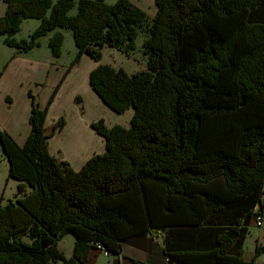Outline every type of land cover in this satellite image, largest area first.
<instances>
[{
  "label": "trees",
  "instance_id": "16d2710c",
  "mask_svg": "<svg viewBox=\"0 0 264 264\" xmlns=\"http://www.w3.org/2000/svg\"><path fill=\"white\" fill-rule=\"evenodd\" d=\"M3 2L0 39L15 53L49 36L58 59L72 31V66L83 56L99 63L108 48L130 57L144 32L147 67L91 72L107 107L134 113L128 127L92 124L105 152L78 171L49 150L67 124L45 126L62 82L45 108L29 94L24 146L0 129L9 178L20 183L16 201L0 205V264H86L90 250L118 256L123 242L155 231L166 235L168 264H257L244 255L264 209V0H154L153 19L132 0ZM25 20L40 24L19 41ZM64 235L75 239L70 260L58 248Z\"/></svg>",
  "mask_w": 264,
  "mask_h": 264
},
{
  "label": "crops",
  "instance_id": "0c3cea01",
  "mask_svg": "<svg viewBox=\"0 0 264 264\" xmlns=\"http://www.w3.org/2000/svg\"><path fill=\"white\" fill-rule=\"evenodd\" d=\"M5 14L6 5L3 0H0V18L5 16ZM38 26L39 24L35 26V29L38 28ZM49 38V36L44 38L39 47L34 48L28 53H15L14 50L4 44V40L2 43L0 42V129L7 132L19 146H24L26 144L31 132L29 119L31 110H33V104L29 94L32 93V96L37 98L40 107L45 108L50 99V95H53L52 93H54V89L58 83L57 81L59 78L65 76L66 73L65 67H59L57 57H54L49 49ZM45 40L46 48H44L43 45ZM98 65H96L94 69ZM92 93L94 95L95 103H98L101 108L105 110L106 105L93 90ZM61 95V92L56 95L50 110H48L47 124L45 125L46 130L50 132L52 126H54L60 119L66 118L65 120L67 124L64 126V129L53 136L49 141V150L56 159L58 154H60L61 149L70 151H76L77 149L78 151L76 144L78 142L77 138L80 134L79 129L83 127L86 128L87 125L92 129V124L100 119L97 115H95V117L92 115L87 119L86 112L84 115L81 114L80 105L76 104L74 115L67 114L66 110L55 112L57 106L61 102ZM77 97L83 101L81 95H77L73 96L74 102ZM129 111L132 110L130 109ZM133 113L134 110L129 114L127 122L119 126L128 127L133 117ZM107 124L109 127L118 125L116 122ZM97 137V144H100L102 148L100 153H104L105 140L102 137ZM56 142L57 144L58 142L61 143L59 151L54 148ZM73 146H75V148ZM53 149L55 152H53ZM80 149H82V147ZM4 155L0 142V161L1 157L3 158ZM92 157L87 158L82 163L79 162L78 168H75L74 170H80ZM4 160L7 161L5 157ZM8 168H10L9 165ZM9 181L11 184L10 199L4 201L2 198L0 200V205L2 206H6L9 202L16 201L17 199L18 186L20 183L17 180L9 178L8 170V179L6 180V183H9ZM26 192H30V189L28 188ZM165 237L166 235L159 231L136 236L123 242L120 255L113 257H106L102 253L96 251V249L90 250L88 262L86 264H168L169 258L164 246ZM258 245L259 243L257 240L252 253H247L245 240L244 259L246 261L255 260L257 264H260L258 263L259 256H256V248ZM58 248L67 260L72 259L74 256L75 239L72 236L64 235L58 242ZM58 264L65 263L60 262Z\"/></svg>",
  "mask_w": 264,
  "mask_h": 264
},
{
  "label": "rangeland",
  "instance_id": "374dc122",
  "mask_svg": "<svg viewBox=\"0 0 264 264\" xmlns=\"http://www.w3.org/2000/svg\"><path fill=\"white\" fill-rule=\"evenodd\" d=\"M117 1L118 0H106V3L108 5H112L115 4ZM132 2L135 3V6L144 10L150 16L151 19L155 17L156 5L154 0H132ZM72 14L75 15L76 10H73ZM37 24H40V22L37 20H30V21L25 20L21 32H19L16 37L17 40L19 41L22 39L29 40L32 33H34V31L37 29V28L35 29V26ZM64 33H65L64 34L65 44H64V49L62 50V56L58 58V65L59 67H65L66 72L69 68L71 69L68 75L65 73V76L59 78V80L57 81L58 83L56 87L59 85L60 82H62V85L59 89V92H61L62 95H61V102L57 106V110L55 112L66 110L67 114L74 115L75 104L76 105H80V104H78L79 102L77 101L74 102L73 96L81 95L83 99L82 103L85 109L83 115L86 112L87 119L90 118L92 115L93 117L97 115V117L99 116L100 119L97 120L96 122L102 120L108 127L109 125L107 123H111V122L112 123L116 122L118 125L125 124L127 122L129 114L132 113L133 110L132 109H131L132 111L128 110L126 113L119 115L116 114V112L111 108L105 106L106 108L104 110L103 108H101V106L98 103H95L93 97L94 95L92 93L93 89L89 85L90 74L94 70V67L98 64L111 65L112 67L118 69H124L128 74H132V73L134 74L139 71L145 70L147 67V57L143 54L142 45H143V41L146 39L147 34L143 32L141 36L138 38L136 42L137 51L133 52L130 57L118 52V50L108 48L103 50V58L99 63L95 62L90 57L84 56L79 64L72 66L74 64L75 57L77 54L76 51L77 48L73 40L72 31H65ZM3 39L4 38L0 39L1 43ZM43 39H40V44L42 43ZM43 45L44 48H46L45 47L46 40L43 42ZM48 46H49V41H48ZM35 100L37 101L36 97ZM80 113H81V107H80ZM93 131L94 130L90 129L88 125L86 128L85 127L80 128L79 129L80 134L77 138L78 142L76 144V148H78V151L77 149L76 151L61 149V152L60 154H58L57 159L60 161L63 160L67 161L68 164L73 169H75L78 168L79 162L81 163L84 162L87 158L92 157L94 153L103 154L100 153L102 149L101 145L97 144L98 142L97 136L100 137V135L97 134L96 131L94 132ZM59 146H61V143L58 142L57 144L56 142L54 148L57 151H59L60 149ZM73 147L75 148V146ZM81 147L82 149H80ZM53 152H55L54 149ZM7 163L8 161H5L4 157L3 158L1 157L0 200L3 198L4 201H8L11 195L10 181L9 183L8 182L6 183V180L8 179V170H10V168H8L9 163L8 165ZM253 226L250 228V234L248 236V239L246 240L247 253L248 252L252 253L257 240L260 245H264V224L261 227H255V226L253 227ZM258 263L260 264L264 263V253L258 257Z\"/></svg>",
  "mask_w": 264,
  "mask_h": 264
},
{
  "label": "built area",
  "instance_id": "2783aa9c",
  "mask_svg": "<svg viewBox=\"0 0 264 264\" xmlns=\"http://www.w3.org/2000/svg\"><path fill=\"white\" fill-rule=\"evenodd\" d=\"M261 200H262V203L264 205V194H263ZM263 224H264V210L262 212H258L257 217H255V219H254V226L255 227H261ZM96 251L102 253L106 257L112 256L111 254L106 252V250L104 251L101 247L97 248Z\"/></svg>",
  "mask_w": 264,
  "mask_h": 264
}]
</instances>
